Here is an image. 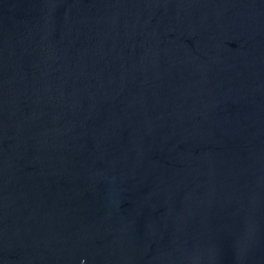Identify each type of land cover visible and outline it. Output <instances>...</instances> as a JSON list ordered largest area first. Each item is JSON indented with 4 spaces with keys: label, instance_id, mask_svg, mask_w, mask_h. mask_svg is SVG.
<instances>
[{
    "label": "water",
    "instance_id": "1",
    "mask_svg": "<svg viewBox=\"0 0 264 264\" xmlns=\"http://www.w3.org/2000/svg\"><path fill=\"white\" fill-rule=\"evenodd\" d=\"M0 264H264V0H0Z\"/></svg>",
    "mask_w": 264,
    "mask_h": 264
}]
</instances>
